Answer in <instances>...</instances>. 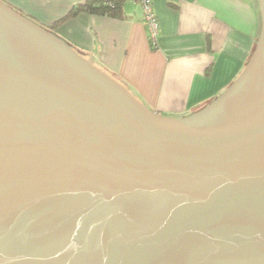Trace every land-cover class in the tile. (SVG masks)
<instances>
[{
  "label": "water",
  "instance_id": "1",
  "mask_svg": "<svg viewBox=\"0 0 264 264\" xmlns=\"http://www.w3.org/2000/svg\"><path fill=\"white\" fill-rule=\"evenodd\" d=\"M257 1L244 71L181 116L0 1V264H264Z\"/></svg>",
  "mask_w": 264,
  "mask_h": 264
},
{
  "label": "crops",
  "instance_id": "2",
  "mask_svg": "<svg viewBox=\"0 0 264 264\" xmlns=\"http://www.w3.org/2000/svg\"><path fill=\"white\" fill-rule=\"evenodd\" d=\"M0 1L92 57L163 116L197 112L222 95L251 60L261 32L257 0H153L155 45L137 0H125L123 18L83 12L54 29L87 0Z\"/></svg>",
  "mask_w": 264,
  "mask_h": 264
},
{
  "label": "trees",
  "instance_id": "3",
  "mask_svg": "<svg viewBox=\"0 0 264 264\" xmlns=\"http://www.w3.org/2000/svg\"><path fill=\"white\" fill-rule=\"evenodd\" d=\"M124 2L125 0H87L84 4L75 6L65 18L57 21L52 28L54 29L65 19L77 16L83 12L89 14H99L113 18H123Z\"/></svg>",
  "mask_w": 264,
  "mask_h": 264
},
{
  "label": "built area",
  "instance_id": "4",
  "mask_svg": "<svg viewBox=\"0 0 264 264\" xmlns=\"http://www.w3.org/2000/svg\"><path fill=\"white\" fill-rule=\"evenodd\" d=\"M144 11V22L148 28L149 39L155 45L159 36V23L154 10L153 0H138Z\"/></svg>",
  "mask_w": 264,
  "mask_h": 264
}]
</instances>
